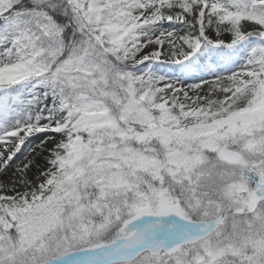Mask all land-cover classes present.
I'll return each instance as SVG.
<instances>
[{"label":"snow or ice","instance_id":"snow-or-ice-1","mask_svg":"<svg viewBox=\"0 0 264 264\" xmlns=\"http://www.w3.org/2000/svg\"><path fill=\"white\" fill-rule=\"evenodd\" d=\"M0 264H264V0H0Z\"/></svg>","mask_w":264,"mask_h":264}]
</instances>
